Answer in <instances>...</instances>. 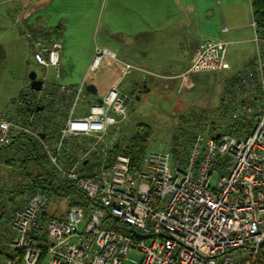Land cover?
Instances as JSON below:
<instances>
[{"label":"built area","instance_id":"1","mask_svg":"<svg viewBox=\"0 0 264 264\" xmlns=\"http://www.w3.org/2000/svg\"><path fill=\"white\" fill-rule=\"evenodd\" d=\"M257 27L253 18L255 63L261 69L264 37ZM25 36L45 73L44 84L49 76L59 78L57 38ZM105 58L117 60L112 51L97 48L89 71ZM118 62L121 78L139 69ZM228 69L225 41L194 46L189 73ZM253 70L236 72L223 99L230 116L221 121L243 122L246 134L217 133L215 117L198 115L193 124L199 130L183 160H175L170 150H151L134 171L128 156L110 151L114 140L109 130L128 116L120 84L99 102L83 81L59 85L54 94L31 96L36 90L25 79L13 111H0V147L20 134L36 139L39 153L59 178L72 181L94 204L86 220L85 208L76 206L64 221H49L44 232L49 244L40 248L30 235L42 228L40 210L48 198L35 194L10 209L9 247L25 252L23 264H36L44 251L45 264H252L264 245V75L256 81ZM220 159L225 160L221 167ZM111 220L114 227L105 228ZM119 221L128 233L119 230ZM131 250L141 255L140 261L128 259Z\"/></svg>","mask_w":264,"mask_h":264},{"label":"rangeland","instance_id":"2","mask_svg":"<svg viewBox=\"0 0 264 264\" xmlns=\"http://www.w3.org/2000/svg\"><path fill=\"white\" fill-rule=\"evenodd\" d=\"M209 7L208 14L196 11V18L191 21L193 26L188 29L195 30L196 43L204 39L223 40L227 43V60L230 62L227 71L223 73L215 71L187 72L185 85L179 87L182 82L180 76L173 79L159 76L147 77V74L137 69H132L127 77L120 78L116 72H119L121 67L118 59L124 58L119 56L117 60L105 58L100 62L98 69L89 73L87 85H94L97 88V93L93 94L95 97L105 95V91L112 81L118 80L122 92L128 98V116L123 122L128 131H134L138 124H146L152 128L150 150L169 151L173 136L180 137L183 131L179 128L186 127L195 116L216 117L219 114L222 96L227 86L225 80L234 73V70L243 67L244 62L252 55L253 48L256 46L252 39L253 17L250 0H220L219 4H214L211 0ZM9 26V19H0V111L2 112L13 111V104L19 98L21 90L25 86L24 81L28 79L32 70L36 71L38 79H41L40 77L44 74L43 68L34 60L33 51L23 35L17 30L18 28L10 30ZM222 27H227L229 30L222 32ZM219 32H221L220 37H211ZM69 55H71L69 58L71 63L77 65L78 56H86V53L70 52ZM186 62L187 60L185 63L180 62V67L174 68V71L185 70L188 67ZM181 65L183 66L181 67ZM137 68L143 70L140 67ZM50 81L51 78L47 79L45 85H48ZM135 82L140 83L138 86L143 85V90L135 87L134 91ZM39 93L44 94L45 91H31V96ZM228 122L231 121H225L226 124ZM11 154H15L11 146L0 149V174H6L1 180L8 186L16 184L15 181H12L15 176L14 171L4 165L5 159ZM46 168H49V165L43 160L40 163L30 162V171L33 174H41L47 170ZM217 177L216 174L211 176L213 185L217 183ZM76 198H80L84 203L88 201L80 192H77ZM5 200L6 202L3 203L0 195V232L5 226L10 206V203L7 202L8 199L5 198ZM48 210H57L62 214L65 211V200L60 196L53 195L48 203ZM89 214L90 209L86 208L84 220L88 219ZM83 225L84 223L81 228ZM117 225L121 232L128 233L127 225L121 221ZM104 227L113 228L112 220ZM1 235L2 233L0 234V255L2 254L3 257L13 255L14 250L7 245V241L2 239ZM128 259L140 261L141 255L131 250ZM125 264L134 263L126 262Z\"/></svg>","mask_w":264,"mask_h":264},{"label":"crops","instance_id":"3","mask_svg":"<svg viewBox=\"0 0 264 264\" xmlns=\"http://www.w3.org/2000/svg\"><path fill=\"white\" fill-rule=\"evenodd\" d=\"M210 3L211 0H0V19H9V29L18 28L23 37L25 32L46 41L58 37L62 74L55 82L77 85L83 81L87 84L89 73L94 72L89 71V67L96 50L103 47L112 51L116 58L120 56L142 68L137 70L147 77L173 79L180 76L182 82L179 87H183L197 44L195 30L188 28L193 26L191 21L196 18L197 10L209 13ZM212 3L219 4L220 0H212ZM223 28L227 27L221 30ZM220 33L211 37H220ZM70 52H82L86 56L79 55L77 65H73L69 60ZM253 55L243 67L253 60ZM185 60L188 67L181 72L174 71ZM116 72L119 76L120 71ZM118 84V80H113L105 92ZM139 84L135 82L134 91ZM51 85L52 81L48 87ZM120 92L127 98L121 88ZM79 109L85 110L86 107L80 106ZM6 243L9 246L8 241ZM8 257L1 254L0 264H7Z\"/></svg>","mask_w":264,"mask_h":264},{"label":"trees","instance_id":"4","mask_svg":"<svg viewBox=\"0 0 264 264\" xmlns=\"http://www.w3.org/2000/svg\"><path fill=\"white\" fill-rule=\"evenodd\" d=\"M250 3L252 17L257 21V30L264 37V0H250ZM24 37L30 43V48H32L31 40L28 39L26 36ZM32 37L36 39L34 35H32ZM57 41L59 42L58 37ZM253 53V60L238 72H241L245 68L249 67H253L254 69L256 68L257 71L253 70L252 72V76L256 80L260 73L264 75V64L261 66L260 69V64L257 65V63H255L257 60V57L255 56V46L253 48ZM261 53L263 59H261L260 61L264 63V41L261 44ZM60 74H62V65ZM233 77L234 75L232 77L230 76L228 79L225 80L227 86L228 84L232 83ZM49 78H51V81L53 83V85H51L52 87H48L47 85L48 88L45 86L41 89V91H45V93L54 94L56 91V87L64 83L54 81H58L60 77ZM227 86L225 87V91L222 96L219 114L215 117L218 119V122L215 124V130H217V133L220 134L227 133L236 137H241L242 135L248 132L246 131V124L241 121L234 123L228 122L227 124H223V122L221 121L229 119L230 116L227 110H225L223 107V99L228 93ZM195 117L191 119L192 121H190L186 127L179 128L181 131H183L180 137H178V135H174L172 138V142L170 143V151L172 152L173 158L175 160H183L185 158L187 149L192 140V136L193 134L195 135L197 133L198 128L195 127V125L193 124V121L196 119ZM152 135L153 130L149 125L138 124L134 131H128L125 123L122 121L116 126H113L108 132V137H112V139L114 140L110 151L112 154H123L125 156H128L131 161V170H138L141 167V163L145 155L149 151H151L150 139ZM37 145L38 141L36 139L26 136L24 134H20L8 144L0 147V149L8 146L14 147L13 152L15 154H11L5 159L4 165L14 171L15 176L13 177L12 181L16 182L15 185L8 186L1 180L2 177L4 178L6 176V174H0V195L3 203L6 202L5 198H7V202L10 203V206L8 208L7 219L9 217L11 207L25 203L29 198L38 193H42L43 195L47 196L48 199L45 205L42 206L40 210V225L42 228L33 229L30 235L31 240L34 242V244H36V246H39L40 248H45V246L47 247L49 244V240L47 239V236L44 233L45 226L49 221H64V219L68 217V212L72 208L76 206H82L85 209L90 208L94 204V201L90 200L83 191L76 187V185L72 181L59 178V174L56 169L51 167L50 164H48V162L41 156L38 151ZM42 160L49 165V168H46L47 170H44V172H42L41 174H33L30 171V162L33 161L36 163H40ZM224 161L223 159H220L218 166H223ZM77 192L82 193L88 201L84 203L81 201L80 198H76ZM53 195L60 196L65 200V211L62 212V214L58 213L57 210H48V203ZM57 209L59 210V207ZM7 219L5 222H7ZM8 231L9 229L7 227V224L5 223V226L2 232H0V234L2 233V239L6 241L11 239V236L9 235L10 232ZM11 249L14 250V254L8 257L7 260L9 261L7 262V264H23L25 252L23 250L13 248ZM45 257L46 256L44 251L40 255V258L36 264H45ZM252 264H264V245L262 246L260 256L255 259Z\"/></svg>","mask_w":264,"mask_h":264},{"label":"water","instance_id":"5","mask_svg":"<svg viewBox=\"0 0 264 264\" xmlns=\"http://www.w3.org/2000/svg\"><path fill=\"white\" fill-rule=\"evenodd\" d=\"M29 78L31 80V88L33 90H36V91H40L43 87V81L41 79H38L37 78V73L35 70H32L30 73H29ZM87 90L92 93V94H96L97 91H96V87L94 85H87L86 86ZM98 101L101 102V98H98ZM38 110H42V107H39ZM42 137H44V134L41 135ZM219 137V135H216V139ZM116 220H118L117 217H115Z\"/></svg>","mask_w":264,"mask_h":264},{"label":"flooded vegetation","instance_id":"6","mask_svg":"<svg viewBox=\"0 0 264 264\" xmlns=\"http://www.w3.org/2000/svg\"><path fill=\"white\" fill-rule=\"evenodd\" d=\"M138 89H141V90H143V85H141V86H138Z\"/></svg>","mask_w":264,"mask_h":264}]
</instances>
